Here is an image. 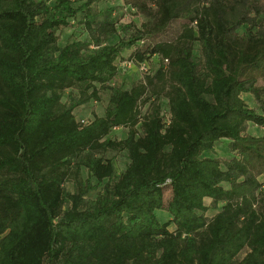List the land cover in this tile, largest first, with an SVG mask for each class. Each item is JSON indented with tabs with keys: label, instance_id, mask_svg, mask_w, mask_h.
<instances>
[{
	"label": "trees",
	"instance_id": "obj_1",
	"mask_svg": "<svg viewBox=\"0 0 264 264\" xmlns=\"http://www.w3.org/2000/svg\"><path fill=\"white\" fill-rule=\"evenodd\" d=\"M106 1L0 0V264H264V0Z\"/></svg>",
	"mask_w": 264,
	"mask_h": 264
},
{
	"label": "rangeland",
	"instance_id": "obj_2",
	"mask_svg": "<svg viewBox=\"0 0 264 264\" xmlns=\"http://www.w3.org/2000/svg\"><path fill=\"white\" fill-rule=\"evenodd\" d=\"M70 1H72L76 5H78L81 2V0H70ZM104 7H114L115 10L113 12V17L114 19L116 18L120 24H127L128 22L133 21L134 23H136L137 26H140L144 22V19L141 16L135 15L132 13V11L126 10V6L123 4L121 0H107L105 3L98 6L99 9L104 8ZM75 37L76 38L78 37L81 39L84 38L81 29L78 26H75V24H72L71 27L62 30L59 33V45L63 46L69 39H72ZM195 48H196L195 50L197 51V47ZM124 56H126V54ZM122 74H123L122 76L124 78V81L127 84L134 82L140 78V74L137 73L136 71H129V72L127 71ZM244 100L245 102H247L249 106H252L251 100L248 97L244 96ZM106 102H107V95L105 93H102L101 101L91 102L85 106H82L76 109L75 111L76 119L89 120L92 118L93 113L97 116H102ZM249 133L254 136H261L264 134V130L255 128L254 126H250ZM124 135H125V131H122V130L114 131L112 133V137L118 138V139L122 138ZM110 156H113L114 158L116 172H122L125 169V166L127 164V158H126L125 153L110 154ZM211 156H215L219 158L228 157L227 150L225 147V142L218 145L217 149L214 151L213 155ZM81 175L83 179H86L87 174L84 170L81 171ZM68 189L69 190L71 189L70 185L68 186ZM90 196L93 197L94 192L90 193ZM169 198H170V193L166 191L165 197H164L165 203H167ZM205 205L206 206L209 205L208 199H205ZM214 214H215V211L207 212L208 217H212ZM157 215L160 221L162 222L167 221V219L169 218L168 214L165 212H158ZM169 229L172 230L173 228L170 227Z\"/></svg>",
	"mask_w": 264,
	"mask_h": 264
},
{
	"label": "built area",
	"instance_id": "obj_3",
	"mask_svg": "<svg viewBox=\"0 0 264 264\" xmlns=\"http://www.w3.org/2000/svg\"><path fill=\"white\" fill-rule=\"evenodd\" d=\"M164 63H167V60H164ZM118 69L122 72H129V71H136L137 73L140 74V78L139 79H143V77L149 72L150 66L147 62L144 63H136L133 61H121L118 62ZM163 115V112H162ZM165 115V119L168 118V116L166 114Z\"/></svg>",
	"mask_w": 264,
	"mask_h": 264
}]
</instances>
